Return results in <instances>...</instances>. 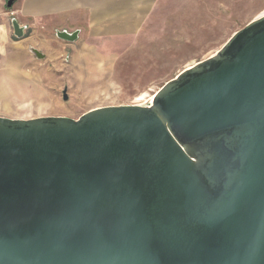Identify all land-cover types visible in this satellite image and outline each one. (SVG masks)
<instances>
[{
    "label": "water",
    "instance_id": "water-1",
    "mask_svg": "<svg viewBox=\"0 0 264 264\" xmlns=\"http://www.w3.org/2000/svg\"><path fill=\"white\" fill-rule=\"evenodd\" d=\"M152 101L0 117V264H264V14Z\"/></svg>",
    "mask_w": 264,
    "mask_h": 264
},
{
    "label": "rangeland",
    "instance_id": "rangeland-1",
    "mask_svg": "<svg viewBox=\"0 0 264 264\" xmlns=\"http://www.w3.org/2000/svg\"><path fill=\"white\" fill-rule=\"evenodd\" d=\"M120 14L115 24L142 26L69 24L80 32L73 43L57 37L65 28L59 21L28 29L23 39L8 21L0 28V117L78 119L98 108L148 106L167 82L264 14V0H157L149 12ZM132 14L137 19H127Z\"/></svg>",
    "mask_w": 264,
    "mask_h": 264
},
{
    "label": "crops",
    "instance_id": "crops-1",
    "mask_svg": "<svg viewBox=\"0 0 264 264\" xmlns=\"http://www.w3.org/2000/svg\"><path fill=\"white\" fill-rule=\"evenodd\" d=\"M7 1L0 0V28L5 27L8 21L11 22L10 31L13 36V19L26 27L25 34L28 29L48 21H59L61 22L59 25L64 24L63 27L69 24L90 27L122 26L127 24H115L124 19L120 13L149 12L151 5L157 3V0H17L12 9H7L5 8ZM142 16L139 18L141 19ZM137 17L132 14L127 16V19L134 20ZM137 26L142 24L127 25V27ZM62 29L69 31L66 27ZM6 30L9 33V30Z\"/></svg>",
    "mask_w": 264,
    "mask_h": 264
},
{
    "label": "bare ground",
    "instance_id": "bare-ground-1",
    "mask_svg": "<svg viewBox=\"0 0 264 264\" xmlns=\"http://www.w3.org/2000/svg\"><path fill=\"white\" fill-rule=\"evenodd\" d=\"M153 99V98H152Z\"/></svg>",
    "mask_w": 264,
    "mask_h": 264
},
{
    "label": "built area",
    "instance_id": "built-area-1",
    "mask_svg": "<svg viewBox=\"0 0 264 264\" xmlns=\"http://www.w3.org/2000/svg\"><path fill=\"white\" fill-rule=\"evenodd\" d=\"M26 28V27H25Z\"/></svg>",
    "mask_w": 264,
    "mask_h": 264
}]
</instances>
